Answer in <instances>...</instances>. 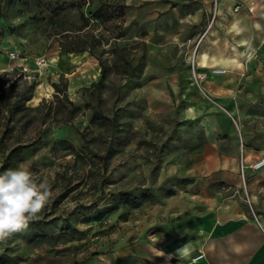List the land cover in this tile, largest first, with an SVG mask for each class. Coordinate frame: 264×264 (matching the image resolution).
Masks as SVG:
<instances>
[{"label":"rangeland","instance_id":"374dc122","mask_svg":"<svg viewBox=\"0 0 264 264\" xmlns=\"http://www.w3.org/2000/svg\"><path fill=\"white\" fill-rule=\"evenodd\" d=\"M0 83L52 189L0 264H264V0H0Z\"/></svg>","mask_w":264,"mask_h":264},{"label":"clouds","instance_id":"9594fccd","mask_svg":"<svg viewBox=\"0 0 264 264\" xmlns=\"http://www.w3.org/2000/svg\"><path fill=\"white\" fill-rule=\"evenodd\" d=\"M51 199V185L41 182L26 165L0 171V243L26 231ZM188 252L187 244L178 250L179 255Z\"/></svg>","mask_w":264,"mask_h":264},{"label":"trees","instance_id":"16d2710c","mask_svg":"<svg viewBox=\"0 0 264 264\" xmlns=\"http://www.w3.org/2000/svg\"><path fill=\"white\" fill-rule=\"evenodd\" d=\"M67 51H71V52H67V53H73V52H80V51H91V47L90 46H84V47H80V48H70V49H66ZM97 58L99 59L100 63H101V72H102V77L105 75V73L107 72L108 70V67L105 63V60L102 59L101 56H97ZM125 65L128 66V67H131L133 62L131 60H125L124 61ZM126 74L128 75H133L134 74V71H130L129 69H126L125 70ZM99 81H97L96 83L93 82V84H97L99 83ZM32 87H34V85H32ZM32 98V95H27L26 96V93H22L21 95H19L17 97V99L15 100H11L10 99V96L7 94V91H5L3 88H2V84L0 83V111L1 112H10V113H13L15 111H19L21 108H31L29 107L28 105H25V101L28 100V99H31ZM104 209H100L98 210L99 213H103Z\"/></svg>","mask_w":264,"mask_h":264},{"label":"crops","instance_id":"0c3cea01","mask_svg":"<svg viewBox=\"0 0 264 264\" xmlns=\"http://www.w3.org/2000/svg\"><path fill=\"white\" fill-rule=\"evenodd\" d=\"M68 54H72V53H68ZM74 87H76V86H74ZM71 88H72V84H71ZM239 214H240V212H239ZM237 219H232L230 221H226V225L229 228L228 234L233 235V236L236 234V228H238V226L240 224V222H238ZM240 219L242 221L241 224H246V221L243 220V218H240ZM217 228L220 229L221 227H216V229ZM230 240H231V244L238 246V248L239 247H242L244 250L251 249V248H254L255 247L254 244L253 245H251V244L250 245L249 244L243 245V244H240V243L233 242L232 241L233 239H230ZM190 264H192V263H190ZM249 264H251V263L249 262Z\"/></svg>","mask_w":264,"mask_h":264},{"label":"built area","instance_id":"2783aa9c","mask_svg":"<svg viewBox=\"0 0 264 264\" xmlns=\"http://www.w3.org/2000/svg\"><path fill=\"white\" fill-rule=\"evenodd\" d=\"M15 55L14 53L11 54V58H14ZM264 166V156L259 158L258 160H256L253 163H243V170H245V168H260Z\"/></svg>","mask_w":264,"mask_h":264},{"label":"bare ground","instance_id":"6f19581e","mask_svg":"<svg viewBox=\"0 0 264 264\" xmlns=\"http://www.w3.org/2000/svg\"><path fill=\"white\" fill-rule=\"evenodd\" d=\"M66 54H68V53H66V52H62V55L64 56V55H66ZM199 57H201V64H203V65H207V63H204V62H207V55L206 54H200V56ZM54 58V57H53Z\"/></svg>","mask_w":264,"mask_h":264}]
</instances>
